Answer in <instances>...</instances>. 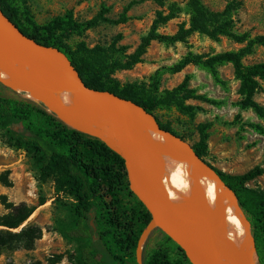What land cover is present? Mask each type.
Segmentation results:
<instances>
[{
    "label": "trees",
    "instance_id": "16d2710c",
    "mask_svg": "<svg viewBox=\"0 0 264 264\" xmlns=\"http://www.w3.org/2000/svg\"><path fill=\"white\" fill-rule=\"evenodd\" d=\"M223 1H226L224 8L213 11L202 0H189L188 23L179 25L173 35L161 34L159 28L172 20L174 13L156 11L148 32L140 38L125 62L113 59L108 51L99 46L87 49L84 43H79L73 48L65 43V39L72 35L82 36L102 23L125 24L130 20L127 8L116 19L105 17L109 9L101 6L99 13L84 23H77L72 13L67 12L43 25L34 21L27 0H0V10L25 36L63 53L86 87L108 91L133 103L152 116L159 130L183 141L185 139L170 124L158 120L154 114L156 110L175 108L181 115L194 119L200 109L188 105V101H200L215 107L222 106L224 101L198 94L195 89L189 88L190 75L185 76L174 89L160 92L162 77L194 66L206 73L214 85L227 90L228 83L221 77L219 69L230 66L233 78L238 82L236 106L255 115L259 122H248L246 126L264 137V107L254 100L264 84V62L244 64V59L251 56L256 47L264 49V36L252 37L235 32V16L240 3ZM140 2H153L163 7L162 0ZM195 33L212 41L226 38L240 47L209 54L188 51L174 64L159 67L150 77L147 90L136 83L121 85L112 78L116 71L130 70L140 63L152 42L167 47L176 43L188 46V39ZM121 38L119 35L118 39ZM11 94L0 92V131L5 144L31 157L38 181L53 179L57 194H64L73 200L74 220L70 228L62 231V235L79 244L78 264H137L138 240L150 223L151 216L130 191L122 158L99 138L71 127L44 104L25 98V93L12 90ZM211 127L212 123L199 124L198 141L190 146L194 155L203 162L208 155V130ZM207 166L233 193L249 223L257 264H264V192L247 187L248 182L264 174V169L255 167L244 174L231 175ZM0 183L6 187L10 185L6 174L0 175ZM0 204L5 210L0 216V252L32 250L42 231L35 225L22 226L35 209L24 203H11L5 195H0ZM92 218L95 220L97 242L93 240L95 232L89 222ZM156 232L162 233L158 229L153 230L144 247ZM163 236V247L147 254L143 264H172L169 253L174 251H179L184 262L190 264L180 248L165 234Z\"/></svg>",
    "mask_w": 264,
    "mask_h": 264
},
{
    "label": "rangeland",
    "instance_id": "374dc122",
    "mask_svg": "<svg viewBox=\"0 0 264 264\" xmlns=\"http://www.w3.org/2000/svg\"><path fill=\"white\" fill-rule=\"evenodd\" d=\"M162 1L161 8L153 2L140 0H27V6L38 25L46 24L67 12L72 13L77 23H84L97 15L101 6L109 9L105 17L116 19L127 8L130 20L125 24L102 23L86 31L82 36L72 35L65 39V43L73 48L79 43H84L87 49L99 46L108 51L113 59L125 62L127 56L139 44L140 38L148 32L156 11L160 10L164 14L172 12L175 16L159 28L161 34L173 35L179 25L188 23L189 0ZM235 1L240 3V8L235 16L234 31L247 33L252 37L264 36V0ZM202 2L213 11H221L226 4L223 0ZM119 35L122 37L120 40ZM239 47L226 38L212 41L197 33L188 39V46L176 43L167 47L152 42L140 63L130 70L116 71L112 78L121 85L136 83L147 90L150 87V77L159 67L174 64L188 51L209 54L236 50ZM257 62H264V49L261 47H256L254 53L244 59V64ZM219 73L228 83L227 90L214 85L206 73L194 66H187L178 74L164 75L159 91L174 89L185 76L190 75L189 88L195 89L198 94L224 101L222 106L215 107L190 100L187 102L188 105L200 109L194 119L181 115L175 108L156 110L154 114L161 123L170 124L171 128L185 139L183 141L177 138L178 142L190 146L198 141L197 126L201 123H212L208 130V155L204 158L207 165L231 175H241L255 167L264 169V137L255 134L246 126L248 122L258 123L259 120L251 111L241 110L236 106L238 82L233 78L231 67H221ZM11 91L0 81V92L12 95ZM25 98L29 99L26 96ZM254 100L264 107V84ZM4 174L7 175L10 185L6 187L0 183V195L7 196L11 203H24L33 207L34 212L22 227L28 224L38 226L42 236L35 242L32 250H2L0 264H78L79 244L65 239L62 235V231L70 228L74 220L73 200L64 194H57L53 179L38 181L31 157L23 151L9 148L0 131V175ZM247 187L264 192V174L248 182ZM4 213L5 210L0 204V216ZM94 221L92 218L89 222L95 229ZM93 231L95 232L93 240L97 242L96 230ZM164 240L163 234L156 232L149 238L145 247L146 240L144 241L140 259L142 264L147 254L163 247ZM169 260L172 264H186L179 251L170 252ZM136 263L138 264L137 259Z\"/></svg>",
    "mask_w": 264,
    "mask_h": 264
},
{
    "label": "bare ground",
    "instance_id": "6f19581e",
    "mask_svg": "<svg viewBox=\"0 0 264 264\" xmlns=\"http://www.w3.org/2000/svg\"><path fill=\"white\" fill-rule=\"evenodd\" d=\"M0 81L40 101L69 125L112 146L96 108L70 91L47 86L17 59L1 30ZM129 107L137 120L134 147L140 167L163 182L171 198L169 209L200 241L208 264H256L249 223L233 193L194 159L189 145L157 131L149 115L138 107Z\"/></svg>",
    "mask_w": 264,
    "mask_h": 264
},
{
    "label": "water",
    "instance_id": "95a60500",
    "mask_svg": "<svg viewBox=\"0 0 264 264\" xmlns=\"http://www.w3.org/2000/svg\"><path fill=\"white\" fill-rule=\"evenodd\" d=\"M0 30L6 36L17 59L33 71L47 86L72 92L74 95L92 104L102 116L103 129L106 136L110 139L112 146L109 145L107 141L99 137L96 138L105 142L108 147L122 158L129 189L143 204L151 216L150 223L143 230L138 240L136 249L138 264H142L140 259L143 243L155 229L160 230L169 237L184 253L190 264H208L209 258L205 254L200 241L179 222L169 209L168 206L171 204V198L163 182L139 165L138 156L134 147L137 120L129 104L135 107L138 106L108 91L93 90L86 87L78 72L63 53L55 48L40 45L25 36L1 10ZM57 60H60L62 64L57 63ZM138 108L141 109L140 107ZM141 110L146 113L143 109ZM149 116L152 118L151 115ZM154 128L157 131L169 134L159 130L156 123ZM75 129L88 134L82 129ZM192 156L194 159L201 161L193 152ZM201 162L212 176L220 181L217 175L205 164V162ZM222 187L230 191L224 187L223 184ZM90 226L94 230L91 223Z\"/></svg>",
    "mask_w": 264,
    "mask_h": 264
}]
</instances>
